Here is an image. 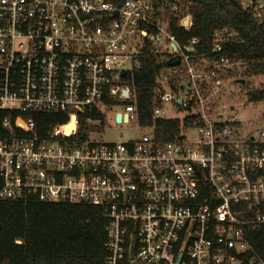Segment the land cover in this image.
Masks as SVG:
<instances>
[{
    "label": "built area",
    "instance_id": "built-area-1",
    "mask_svg": "<svg viewBox=\"0 0 264 264\" xmlns=\"http://www.w3.org/2000/svg\"><path fill=\"white\" fill-rule=\"evenodd\" d=\"M239 2L256 18L264 9ZM191 6L0 0V200L100 207L107 264H264L252 244L264 238V130L242 134L225 102L242 62L219 52L236 33L214 30L211 58L171 33L191 28ZM146 55L162 64L148 121L134 85ZM36 113L65 121L40 131ZM107 113L146 132L98 142ZM163 121H178L175 139L157 137Z\"/></svg>",
    "mask_w": 264,
    "mask_h": 264
},
{
    "label": "trees",
    "instance_id": "trees-1",
    "mask_svg": "<svg viewBox=\"0 0 264 264\" xmlns=\"http://www.w3.org/2000/svg\"><path fill=\"white\" fill-rule=\"evenodd\" d=\"M190 13L189 30L170 27L180 43L197 38L195 53L211 58L214 30L231 29L236 37L223 44L219 55L242 62L243 76L264 75V9L256 18L249 9L242 8L239 0H192ZM160 68L158 57L146 55L134 79L143 120L150 119L152 87ZM245 97L247 102H264V87L247 89ZM35 117L40 131L65 121L60 114L36 113ZM161 123L168 125L169 131L157 137L175 139L178 121ZM106 224L102 210L95 205L48 202L36 197L0 200V264H107ZM252 244L264 257L263 236L252 238ZM120 264H129L126 256H122Z\"/></svg>",
    "mask_w": 264,
    "mask_h": 264
},
{
    "label": "rangeland",
    "instance_id": "rangeland-1",
    "mask_svg": "<svg viewBox=\"0 0 264 264\" xmlns=\"http://www.w3.org/2000/svg\"><path fill=\"white\" fill-rule=\"evenodd\" d=\"M243 69V65L233 67L228 83L230 94L225 102L234 107L232 116L241 121L239 131L242 134L250 133L256 136L259 130H264V102H247L245 91L264 87V75L257 77L243 76ZM239 78L244 80L241 85L235 83V79ZM134 126L133 124L118 122L113 119L111 113H107L101 121L95 120L94 129L96 133L93 138L98 142L122 143L133 140L146 132V130H139ZM119 132H122V137H119Z\"/></svg>",
    "mask_w": 264,
    "mask_h": 264
},
{
    "label": "water",
    "instance_id": "water-1",
    "mask_svg": "<svg viewBox=\"0 0 264 264\" xmlns=\"http://www.w3.org/2000/svg\"><path fill=\"white\" fill-rule=\"evenodd\" d=\"M173 64H177V62H173ZM243 82H244V80L242 78L235 79V83H237V84H240L241 85V84H243ZM119 117H120V115L117 114L116 117H115V120H119Z\"/></svg>",
    "mask_w": 264,
    "mask_h": 264
},
{
    "label": "bare ground",
    "instance_id": "bare-ground-1",
    "mask_svg": "<svg viewBox=\"0 0 264 264\" xmlns=\"http://www.w3.org/2000/svg\"><path fill=\"white\" fill-rule=\"evenodd\" d=\"M68 131H69V129H68Z\"/></svg>",
    "mask_w": 264,
    "mask_h": 264
}]
</instances>
